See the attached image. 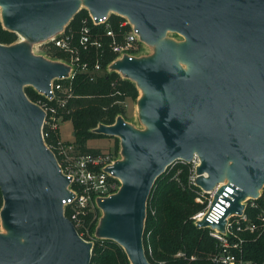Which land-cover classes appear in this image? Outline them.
Returning a JSON list of instances; mask_svg holds the SVG:
<instances>
[{
	"label": "water",
	"instance_id": "1",
	"mask_svg": "<svg viewBox=\"0 0 264 264\" xmlns=\"http://www.w3.org/2000/svg\"><path fill=\"white\" fill-rule=\"evenodd\" d=\"M81 8L102 18L125 17L149 55L123 54L107 65L138 89L143 129L118 115L94 133L119 139V157L106 168L117 190L96 199L98 239H110L130 264H151L143 232L155 180L176 160L198 157L195 185H232L218 223L264 186V0H0L2 26L18 39L0 43V264H90L93 242L64 215L69 179L42 135L44 110L24 92L49 94L71 66L34 55L30 46L62 32ZM182 37L175 40L167 33Z\"/></svg>",
	"mask_w": 264,
	"mask_h": 264
},
{
	"label": "trees",
	"instance_id": "2",
	"mask_svg": "<svg viewBox=\"0 0 264 264\" xmlns=\"http://www.w3.org/2000/svg\"><path fill=\"white\" fill-rule=\"evenodd\" d=\"M85 18H88V11L81 8L65 27L66 32L73 33L75 40L79 35L82 20ZM124 19L114 13L110 15L109 22L118 36L129 29V25L119 26ZM103 31V25H92L93 33L98 32L102 35ZM17 39V34L5 29L0 20V43L10 44ZM102 39L103 47L100 50L91 49L87 53L86 70H78L72 78L60 80L65 88H69L70 96L65 106L59 110V114L61 120L70 121L73 127V140L65 143L73 144L79 153L105 151L87 146L88 140L106 136L94 133L92 129L100 123L112 124L118 115L123 116L125 101L136 100L139 94L133 81L123 78L115 71H107L106 67L115 55L108 48L107 38ZM44 51L53 59L67 58L64 52L52 45ZM96 60L101 65L100 72L93 70ZM91 76H93L92 79H90ZM24 92L32 102L39 99L45 100L31 86H25ZM42 132L45 144L54 153L57 162H60V157L56 154L59 132L45 126ZM117 146L118 143L115 147L118 152ZM191 168L190 163L177 161L166 168L152 187L147 200L143 232L145 255L151 264H157L160 261L165 264H215L211 261V256L219 249L217 242L209 235L208 228L196 227L192 218L205 208L206 202L200 203L196 199L200 189L189 182ZM258 202L264 207L263 199ZM2 203L0 192V209ZM99 217L100 210L97 207L82 215L80 217L82 223L77 232H85L87 227L92 235ZM82 237L90 240L85 234ZM242 238L244 239L241 244L243 258L263 264L264 231L260 234L244 233ZM92 239L90 264H130L122 247L113 240L94 237ZM177 253L180 255L176 256Z\"/></svg>",
	"mask_w": 264,
	"mask_h": 264
},
{
	"label": "built area",
	"instance_id": "3",
	"mask_svg": "<svg viewBox=\"0 0 264 264\" xmlns=\"http://www.w3.org/2000/svg\"><path fill=\"white\" fill-rule=\"evenodd\" d=\"M111 14L109 13L97 19L88 13V18L82 20V26L76 40L73 33L66 32L64 29L56 36L43 42V50L52 45L67 55V58L62 61L71 66V71L68 77L57 78L51 82L48 95L38 92L45 98V100L39 99L35 102L45 112L42 128L45 126L50 130L59 131V121H61L59 110L65 106L67 98L70 96L69 88H65L60 80L72 78L78 70H86L87 53L91 49L100 50L103 47V37L107 38L108 48L115 55L111 62L123 54H127L130 58L135 56L133 49L137 44L142 43L139 40L137 31L124 17L125 19L120 22L119 26L129 25V29L118 36L109 22ZM92 25H103V34L93 33ZM93 70L95 72L102 70L98 60L94 62ZM56 154L60 157L58 164L62 173L69 179L68 187L71 192L68 198L62 200L63 212L77 230L82 223L80 217L97 207L96 199L108 196L117 190L119 186L118 179L112 172L106 170V168L114 165L117 158L110 151L79 153L75 150L73 144L65 143L60 139L57 142ZM177 161L185 162L176 160L172 164L174 165ZM185 163H190L192 166L189 182L195 185V168L199 163L198 157L195 155L191 162ZM220 185L218 184L208 191L199 188V196L196 199L198 201L203 199L206 206L192 217L194 221L204 218L208 223L218 224L225 216V210L229 206L228 199L234 190L232 185H226L224 191L217 196L216 201L212 204ZM260 199L264 200V186L257 198L245 201V207L240 214L235 212L226 217L223 232L207 227L209 235L217 242L219 248L211 256L213 263L257 264L243 258L241 244L244 240L242 238L244 233L260 234L264 231V207L258 202ZM85 229V232H78L81 237L88 232L87 227ZM179 255L180 253L176 254V256ZM157 264H165V262L160 261Z\"/></svg>",
	"mask_w": 264,
	"mask_h": 264
},
{
	"label": "rangeland",
	"instance_id": "4",
	"mask_svg": "<svg viewBox=\"0 0 264 264\" xmlns=\"http://www.w3.org/2000/svg\"><path fill=\"white\" fill-rule=\"evenodd\" d=\"M167 37H170L175 40H181L182 37L176 33H167ZM20 40V38L18 39ZM43 43H34L31 44L30 49L31 52L34 55H40L42 57H45L47 59L53 60L52 57L48 56L45 51L42 48ZM153 52V47L148 46L146 44L140 43L137 44V46L133 49V54L135 56H143V55H149ZM60 60V59H57ZM62 61V60H61ZM124 120L128 123H130L133 127L138 128V129H143L144 125L139 121L138 115H137V106H136V100H130L127 99L125 101V114L122 116ZM59 139L63 142H71L73 140L72 132H73V127L72 123L68 120H61L59 121ZM118 143V152L115 150L116 144ZM87 146L88 147H93V148H99L101 150H108L110 152H113V154L116 156V158L119 157V139L117 137H106L102 136L99 138H93L87 141ZM115 151L117 153H115ZM198 201V200H197ZM200 203H203L204 200L199 201ZM0 232H5L4 228L0 224ZM89 237V241H92L94 236V231L91 235V233L86 232L85 236Z\"/></svg>",
	"mask_w": 264,
	"mask_h": 264
}]
</instances>
